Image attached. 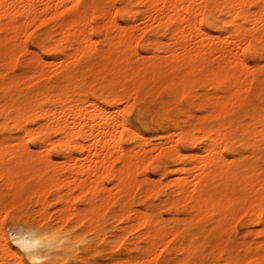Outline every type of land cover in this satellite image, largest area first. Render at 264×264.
<instances>
[{
  "label": "bare ground",
  "instance_id": "obj_1",
  "mask_svg": "<svg viewBox=\"0 0 264 264\" xmlns=\"http://www.w3.org/2000/svg\"><path fill=\"white\" fill-rule=\"evenodd\" d=\"M98 1L0 0V169L6 159L26 162L57 186L86 167L71 191L100 185L73 210L61 195L54 218L22 224L13 210L21 226L4 236L3 253L17 264H264V79L255 74L264 65V0ZM93 10L107 19L93 24ZM139 14L147 26L133 44ZM113 27L123 28L116 42L127 50L114 57L129 69L127 84L97 81L86 45L62 62L63 42L94 34L110 46ZM161 36L175 45L138 63L144 74L132 87L129 62L141 50L151 56ZM46 58L60 59L53 72ZM74 227L93 235L75 257Z\"/></svg>",
  "mask_w": 264,
  "mask_h": 264
},
{
  "label": "rangeland",
  "instance_id": "obj_2",
  "mask_svg": "<svg viewBox=\"0 0 264 264\" xmlns=\"http://www.w3.org/2000/svg\"><path fill=\"white\" fill-rule=\"evenodd\" d=\"M116 1V0H115ZM98 2L103 3L106 7L111 8L113 5L112 0H99ZM112 2V3H111ZM68 4H71V0H68ZM116 5H119V2L116 3ZM92 6V4L89 5V7ZM92 13V22L95 24V22H102L105 21L107 18L104 16H96L95 11H91ZM132 23L136 25V32L133 34V37H131L129 42H132L133 44L138 43L140 41L141 36L144 33V28L147 26V21L145 18L142 17V15H138L135 18L132 19ZM124 27L126 25L125 22L121 23ZM123 28H111L112 34L115 36L111 40V44L109 46V43L105 41L103 36H96L93 34L92 39L84 44H80L78 46H69L67 42H63L62 46L63 49H65L66 56L61 59L63 63H67L71 60L70 54L72 51L77 49V47H81V45H86V47L92 52L91 54V60L96 61L98 63L97 70L100 72L98 75H96L97 81H113L119 84H124L127 82L125 77L123 75H130L127 73V70L122 66L125 65L124 61H117L115 59V52L117 50H127L126 48L122 47V45L119 42H116L118 40V32L121 31ZM195 34L194 32L190 35V38H194ZM163 40V43L160 42L158 44L154 45V49L151 52V56L147 57L145 55V52L143 50L139 51L138 54H134L132 57V60L129 62L131 65V73L132 78L129 81L134 87L141 81V78L143 77V65H139L144 60H153L157 58L156 56H153L154 54H163L164 52V45L165 43H171V45H175V39L170 38L166 39L163 36L160 37ZM229 38L228 40H230ZM132 40V41H131ZM93 47V48H92ZM33 48L32 46L30 47ZM108 48V49H107ZM110 48V49H109ZM153 48V47H152ZM87 50V51H89ZM110 50L113 52L110 56H107V51ZM94 51V52H93ZM17 52V55L19 56L20 53ZM153 54V55H152ZM47 61H50L48 63L51 72H53L54 67H56L60 61L58 58H46ZM117 62L119 64L118 70H112L107 71L104 69L105 65H108V67H111V65ZM132 62V63H131ZM139 63V64H138ZM263 64V63H262ZM113 68V67H111ZM6 67L1 68V71H5ZM18 72L20 74H24L26 71L28 73V69L25 68L23 65L19 64V67L17 68ZM103 70V71H102ZM30 74L33 73L34 82L38 83L41 80L38 73L29 71ZM50 72V73H51ZM125 72V73H124ZM165 70L161 72H154L150 71L146 73L147 79L150 81L152 79H157L160 77ZM257 78L259 80L264 79V65L261 66L260 70H257L256 73ZM118 78H114V76ZM149 82V81H148ZM203 83V79L201 82L197 83L196 86H193L194 89L197 91H204L201 89ZM127 84V83H126ZM160 140L158 138L155 139L154 143L160 144ZM134 145V142H130L129 146ZM14 161L12 160H5L6 166L4 169H0V264H17L18 262L14 260V256L12 257L9 253H3V246L4 243H6V239L4 236L10 235L11 232L21 225L19 223H16L15 221H19L13 217L12 213L13 210L17 209L21 210L23 213H21L24 216V220L20 219V223L23 224V222L26 221H32V220H39L41 221L40 214L43 215L47 214L54 218L56 214L59 213V208L62 207L63 203L58 200V198L62 195L65 199L64 205H68L69 209L74 208V206L83 207L85 203L89 200H92V195L94 194V191H96L100 185H98L95 189H86V190H80L79 188L73 189L71 191V186L74 182L75 177L84 178L86 175V167L83 168L82 172L75 176H70L69 173H66L65 175L60 176L58 179L57 186H52L51 184H43L44 182H41L44 179L49 178V176L52 174L50 171H47L46 173L42 174H36L31 172L30 170L26 169L25 167H21V165L25 166L24 164L26 162L22 161H16L15 164H13ZM19 166V167H18ZM21 167V168H20ZM61 173V172H60ZM68 177V178H67ZM104 186L106 190L115 191V188L113 186V183L109 180H105ZM53 188H56L55 191H53ZM17 201V204L15 203ZM62 203V204H61ZM15 205V206H14ZM18 205V206H16ZM20 208V209H19ZM18 215V214H16ZM37 218V219H35ZM25 221V222H26ZM43 221V220H42ZM234 223V222H233ZM61 224V223H60ZM59 225V224H58ZM68 228H66L67 230ZM62 231H65V228L62 229ZM71 240L75 244V247L73 248L72 254L75 257V253L82 250L87 246L89 243H91V236L93 235H86L81 229L78 227H74L73 230H71L70 233H68ZM225 236V235H224ZM224 236L222 238H224ZM241 238V239H239ZM95 240L99 239L98 237L94 238ZM245 239L242 234H239L238 240L241 241ZM250 237L247 238L249 240ZM89 241V242H88ZM222 241V240H221ZM220 241V242H221ZM77 245V246H76ZM83 245V246H82ZM210 248V247H209ZM17 256H15L16 258ZM119 258L122 257V254L118 256ZM105 258V257H104ZM72 261H68L65 264H72Z\"/></svg>",
  "mask_w": 264,
  "mask_h": 264
}]
</instances>
